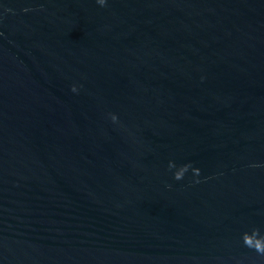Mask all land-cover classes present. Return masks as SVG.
<instances>
[{"label":"water","instance_id":"1","mask_svg":"<svg viewBox=\"0 0 264 264\" xmlns=\"http://www.w3.org/2000/svg\"><path fill=\"white\" fill-rule=\"evenodd\" d=\"M0 264H264V0H0Z\"/></svg>","mask_w":264,"mask_h":264}]
</instances>
